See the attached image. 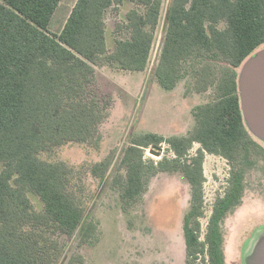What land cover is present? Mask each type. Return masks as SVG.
Returning a JSON list of instances; mask_svg holds the SVG:
<instances>
[{
  "label": "trees",
  "instance_id": "16d2710c",
  "mask_svg": "<svg viewBox=\"0 0 264 264\" xmlns=\"http://www.w3.org/2000/svg\"><path fill=\"white\" fill-rule=\"evenodd\" d=\"M60 2L0 0V264H56L63 251L57 236L81 230L86 209L71 188V168L40 153L98 136L110 103L88 90L95 66L144 71L164 0H77L61 31L53 33L49 25ZM126 2L134 4L125 16L129 37L111 50L106 11ZM166 20L158 82L173 90L189 60L210 58L196 70V90L213 86L216 96L193 108L195 124L184 135L132 136L121 160L126 174L116 175L114 183L128 207L158 173L182 172L192 190L183 226L187 264H225L221 221L243 192L237 160L251 147L262 149L244 119L238 69L264 44V0H170ZM216 61L225 65L218 70ZM162 144L173 157L145 158V149ZM206 154L222 156L233 168L201 238ZM97 166L107 170L108 159ZM28 192L41 198L42 211L33 208ZM94 229L86 223L82 238Z\"/></svg>",
  "mask_w": 264,
  "mask_h": 264
},
{
  "label": "rangeland",
  "instance_id": "374dc122",
  "mask_svg": "<svg viewBox=\"0 0 264 264\" xmlns=\"http://www.w3.org/2000/svg\"><path fill=\"white\" fill-rule=\"evenodd\" d=\"M76 1L61 0L49 25L50 32L61 31ZM169 1L164 0L150 59L143 73L114 82L104 66H95V78L88 90L104 103H110L109 114L99 125L98 136L40 153L43 160L68 164L71 188L86 209L80 231L72 236H57L63 251L56 264H68L72 259L74 264H187L183 226L184 216L191 206L192 190L184 174L180 171L158 173L141 198L128 207L124 206L114 183L116 175L126 174L121 160L132 136L146 132L180 135L191 130L195 124L193 108L216 96L213 86L202 92L196 90V70L200 63L213 61L210 58L189 60L184 66V77L173 90L164 89L158 82L155 70L164 41ZM133 6V3L113 5L106 11L109 49L116 46L118 39L129 37L125 16ZM220 27H224V23ZM263 56L264 44L238 69L239 78ZM214 65L219 70L225 63L216 61ZM250 132L262 149L251 147L237 160L236 168L244 174L243 192L239 202L221 221L225 264H240L244 242L264 224V138ZM159 146L162 148L160 156L153 154L150 147L145 149V158L159 161L165 156L173 157L166 144ZM199 147L196 143L192 152ZM106 159L107 170L102 166L94 169L95 164ZM3 167L0 163V171ZM232 168L220 155H205V214L200 220L201 238L214 201L224 195L230 185ZM27 195L36 211L44 209L37 194L28 192ZM89 222L95 229L83 239L82 228Z\"/></svg>",
  "mask_w": 264,
  "mask_h": 264
},
{
  "label": "water",
  "instance_id": "95a60500",
  "mask_svg": "<svg viewBox=\"0 0 264 264\" xmlns=\"http://www.w3.org/2000/svg\"><path fill=\"white\" fill-rule=\"evenodd\" d=\"M238 81L246 125L264 138V56L252 65L248 73L244 72ZM161 151L160 146H152L153 154L160 156Z\"/></svg>",
  "mask_w": 264,
  "mask_h": 264
},
{
  "label": "crops",
  "instance_id": "0c3cea01",
  "mask_svg": "<svg viewBox=\"0 0 264 264\" xmlns=\"http://www.w3.org/2000/svg\"><path fill=\"white\" fill-rule=\"evenodd\" d=\"M102 66H104V69L108 70L107 72L110 73L108 75L113 79L114 82L127 80L130 79V77H133L135 74L143 73V71H124V73H120L123 71H117L116 69L110 68L106 65ZM188 131L189 130L182 132L180 135H184ZM166 135L170 136L168 134H165L164 136ZM240 264H264V224L259 226L249 237H247L246 241L244 242L243 249L241 250Z\"/></svg>",
  "mask_w": 264,
  "mask_h": 264
}]
</instances>
